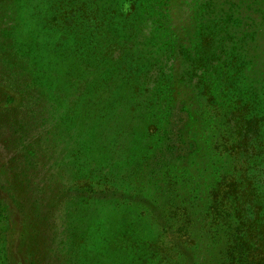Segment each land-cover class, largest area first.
Listing matches in <instances>:
<instances>
[{
	"label": "rangeland",
	"instance_id": "rangeland-1",
	"mask_svg": "<svg viewBox=\"0 0 264 264\" xmlns=\"http://www.w3.org/2000/svg\"><path fill=\"white\" fill-rule=\"evenodd\" d=\"M82 1L0 0V193L16 205L12 228L0 220V264H221L229 231L207 217L211 193L246 158L221 143L253 135L237 99L252 100L264 180V0H156L158 35L149 15L130 31L141 12L127 1L103 61L86 19L75 33L51 23ZM205 53L213 68L246 63L241 92L221 89L222 69L202 92L191 64ZM163 72L176 109L152 105ZM179 131L191 146L173 142ZM157 244L168 251L155 258Z\"/></svg>",
	"mask_w": 264,
	"mask_h": 264
},
{
	"label": "trees",
	"instance_id": "trees-1",
	"mask_svg": "<svg viewBox=\"0 0 264 264\" xmlns=\"http://www.w3.org/2000/svg\"><path fill=\"white\" fill-rule=\"evenodd\" d=\"M127 1L132 2L130 8L141 12L139 21V18H136V16H130L129 19L125 17L124 19V21H129L132 27L134 26V28L130 29L133 34H140L145 15H149L152 21V30L155 34L157 33L158 35L164 31L165 28L161 24L163 21L162 14L154 16L152 11V8H159L163 5L156 0H125L119 7L114 8L112 11H106L104 8H101L103 0L95 2L96 9H92L87 0V10L82 9L80 11L78 6L73 5V8H70L64 17L62 15L59 18L55 17L51 19V23L54 20L57 22L60 21L61 25H64L62 29L66 31L69 29L71 33H75L78 30L72 27L81 25L86 19L88 24L87 38L84 37L83 41L87 39L89 45L94 43V50L99 51V58L103 61L108 56L109 51L114 46H117L116 43H113V40L119 39L120 30L116 28L122 25L120 19L124 15L123 10ZM82 2L85 5L84 0ZM111 7L109 5L107 9ZM81 35L79 34L77 36L81 38ZM131 38L132 35H129L127 39L124 38V43L128 44ZM177 49L179 50L180 47ZM99 53H97V56ZM210 60L212 58H208V53H205V56L199 57L196 62L191 64V67H194L196 64L202 70L200 78L197 81V84L202 88V92L212 91L213 85L215 84L213 80H208L207 74L210 72H219L221 69L222 71L218 79V84L221 89L224 92H236L238 90L241 92V89L244 87L242 85L241 73L246 70V63L242 62L240 57H235L231 63L224 62L221 65L222 67L218 66V68H213ZM249 64H252V62L249 61ZM149 73L148 71L147 74ZM157 77L158 83L152 89V98L154 100L152 105H166L168 109H176V102L175 105L171 106L172 100L166 97V91L168 89L166 73H158ZM0 86H2L1 83ZM6 88L10 89L8 87ZM211 96L215 98L216 94H211ZM9 97H11L9 98V102H13L17 106L18 99L16 95L13 93ZM214 98L211 99L215 100ZM234 104L237 107L233 113L240 115L243 123L242 127H247L248 125L249 131L252 130L253 135L251 139L246 138L241 142L238 137H233L230 133L228 139L221 143V147L228 152L229 156H238L244 151L246 152V158L238 167L233 168L231 173L224 176L221 182L212 190L207 217L212 223L220 226L221 230L224 227L226 231H229L226 239V255L221 264H264V180L260 179L262 170H258L257 168L258 166L260 168V163L262 162V160L260 162L258 161V155L261 154V151L257 150V147L261 145L258 143L259 133L257 129L259 130V125L255 123L256 115L252 100L242 102L241 99H237L234 101ZM7 105L8 103L4 99L0 101V108L6 109L8 107ZM181 111L180 109L179 113ZM172 140L174 143L182 142L190 146L193 143L182 131L176 133ZM88 187H92V184L89 183ZM85 189H87V182L85 183ZM89 191H93V188L89 189ZM13 209H16V205L10 203L0 193V220L6 221L11 228L14 225L15 213ZM179 215L180 213H177V216ZM154 248H156L153 253V257L155 258L160 256L162 252L168 251L161 244H157ZM13 254L17 255L15 251H7L8 258L12 259ZM12 263L15 264L14 260Z\"/></svg>",
	"mask_w": 264,
	"mask_h": 264
}]
</instances>
